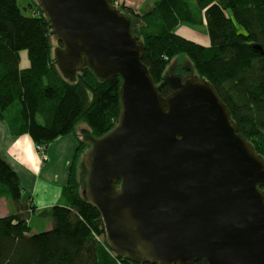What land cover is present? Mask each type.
<instances>
[{
	"label": "water",
	"instance_id": "water-1",
	"mask_svg": "<svg viewBox=\"0 0 264 264\" xmlns=\"http://www.w3.org/2000/svg\"><path fill=\"white\" fill-rule=\"evenodd\" d=\"M38 1L65 77L89 66L122 79L117 125L84 136L83 195L109 248L138 263L264 264V157L216 88L191 70L162 95L132 19L108 0Z\"/></svg>",
	"mask_w": 264,
	"mask_h": 264
},
{
	"label": "trees",
	"instance_id": "trees-1",
	"mask_svg": "<svg viewBox=\"0 0 264 264\" xmlns=\"http://www.w3.org/2000/svg\"><path fill=\"white\" fill-rule=\"evenodd\" d=\"M108 2L132 19L133 35L145 46L143 61L162 93L174 58L187 57L264 157V55L252 48L259 44L264 51V0H157L145 14ZM31 9L33 14L18 0H0V122L13 136L29 135L43 151L67 136L76 138L78 148L62 204L41 213L52 228L39 233L30 223L36 214L32 198L22 201L19 176L0 151V201L17 206L15 214L0 218V264H144L116 256L100 241L105 238L102 218L83 195L86 181L79 169L84 171L91 145L77 127L84 123L87 133L102 137L117 125L122 79L102 80L89 66L75 79L65 77L55 62L48 16L40 2ZM182 24L205 25L210 46L178 34ZM22 51L29 67H21Z\"/></svg>",
	"mask_w": 264,
	"mask_h": 264
},
{
	"label": "crops",
	"instance_id": "crops-1",
	"mask_svg": "<svg viewBox=\"0 0 264 264\" xmlns=\"http://www.w3.org/2000/svg\"><path fill=\"white\" fill-rule=\"evenodd\" d=\"M117 1L121 6L123 5L132 9L136 14H145L153 8L154 3L157 0ZM182 26H180V28ZM184 29L188 32L191 31L189 27H184ZM179 32L186 36L184 32ZM187 39L196 41L193 38ZM207 40L208 41L206 43L200 44L204 46H210V39ZM27 136L28 135H23L20 137L13 136L10 132V129L8 128L7 123L0 124V151L19 176L20 185L23 187L22 201H26L28 197L30 199L32 198L31 202L34 207H36V212H38L42 209H49V206L52 205V200L48 202V204H39V202L34 201L35 196L33 193L40 183L38 179H42V184L45 186V191L41 194L40 199L46 200L49 195L50 199H54L56 195V199L58 195L62 197L63 189L67 185L68 181L69 168L71 166L73 157L76 154L78 143L76 138L73 136L61 137L51 143L43 151L40 147L36 146L32 138L30 139ZM24 137L26 138V142L30 144L33 156L37 159L36 166L30 162L28 158H23L24 154L22 153L23 156H21L19 153L20 150L16 147L20 140ZM55 189L62 190L59 192ZM59 200V204H62V199L60 198ZM37 204L40 205V207H38ZM1 208L2 203L0 201V213L2 210ZM43 227L46 231L51 229L52 222L48 220Z\"/></svg>",
	"mask_w": 264,
	"mask_h": 264
},
{
	"label": "rangeland",
	"instance_id": "rangeland-1",
	"mask_svg": "<svg viewBox=\"0 0 264 264\" xmlns=\"http://www.w3.org/2000/svg\"><path fill=\"white\" fill-rule=\"evenodd\" d=\"M18 3L20 5L21 9H23V10L28 9L29 10L28 12L30 14H33V11L31 9V4L34 3V8H35L36 4H38L39 1L38 0H18ZM182 25L183 26L180 28V30L177 29L178 34L182 35L179 31L184 32V34H186V36L185 35H182V36H184L186 38H193L196 40L195 42H197L199 44L200 43H206L208 41L207 40V39H209L208 29L205 25H201V26H194V25H190V24H182ZM184 27H189L191 31H189V32L186 31L184 29ZM59 46H61V44L57 41V39L55 37H53V49H54L53 52H55V49ZM29 65L30 64H29V59H28V53H27V51H24L22 53V57H21V67L26 68V67H29ZM172 68H175V69L189 68V69L194 70V66L192 65L190 60L185 56H179V58L175 57L174 61L172 62ZM194 72H196V71L194 70ZM172 74H168L167 77H173ZM194 74H196V73H194ZM159 91L162 95L166 93V91H164V93H162V90L160 88H159ZM1 123L5 124L6 122L2 121V122H0V124ZM89 129L90 128L86 124L80 123L77 127V133L79 136H81V138H84L85 134L87 133L85 131L86 130L88 131ZM82 177H85L84 171L82 172ZM38 180L40 181V183H39V186H37L35 192L33 193V195L35 196L34 201L39 202V204L40 203H43V204L47 203L48 204V202H50L52 200L51 201L52 205L49 206L50 208L53 206L59 205V201H60L59 199L61 198L63 200V197H61L60 195H58L57 199H56L57 195L54 197V199H50V195H49V197H47L46 200L40 199L41 194L45 191V186H44V184H42V179H38ZM21 188H23L22 185H21ZM55 190L61 192L62 189H55ZM28 198H27V200H28ZM6 201H5V199L1 200V203H2L1 209L2 210L0 213V218L9 216L11 214H15L17 211V206L15 203H13L11 201L10 202L9 201L6 202ZM37 206L40 207V205H38V204H37ZM42 210H44V209H42ZM42 210L36 212V214L31 217L33 219L32 220V226L35 227L34 232H36V233L37 232L38 233L43 232L45 230L43 226L48 221L46 216L41 215V213L43 212ZM100 241L105 242V238L101 237Z\"/></svg>",
	"mask_w": 264,
	"mask_h": 264
},
{
	"label": "bare ground",
	"instance_id": "bare-ground-1",
	"mask_svg": "<svg viewBox=\"0 0 264 264\" xmlns=\"http://www.w3.org/2000/svg\"><path fill=\"white\" fill-rule=\"evenodd\" d=\"M23 52L24 51L21 52V57H22V53ZM27 137H29L31 139V137L29 135ZM25 139H26L25 137L22 138L20 140V142L17 144L16 147L20 150L19 153H20L21 156H23L22 153L24 154L25 157L23 156V158H28L29 161L32 162L36 166L37 165V159L33 156L32 150L30 148V144L27 143ZM79 169H80V177H81V169H82V167L80 166ZM30 223H31V226H32V222H30ZM32 228L35 229V227H33V226H32ZM105 243L107 244L106 236H105ZM115 255L117 256L118 254H115ZM143 263L147 264L148 262H146V263L143 262Z\"/></svg>",
	"mask_w": 264,
	"mask_h": 264
},
{
	"label": "flooded vegetation",
	"instance_id": "flooded-vegetation-1",
	"mask_svg": "<svg viewBox=\"0 0 264 264\" xmlns=\"http://www.w3.org/2000/svg\"><path fill=\"white\" fill-rule=\"evenodd\" d=\"M171 73H173L172 75H174L173 77H179L182 76V78L184 77V81L189 80V77L191 76V69L189 68H181V69H174L172 68L170 70ZM169 72V73H170ZM175 73V74H174ZM166 89V88H165ZM167 90V89H166ZM90 149V148H89ZM88 149V150H89ZM84 158V157H83ZM82 174V173H81ZM82 178V177H81Z\"/></svg>",
	"mask_w": 264,
	"mask_h": 264
},
{
	"label": "built area",
	"instance_id": "built-area-1",
	"mask_svg": "<svg viewBox=\"0 0 264 264\" xmlns=\"http://www.w3.org/2000/svg\"><path fill=\"white\" fill-rule=\"evenodd\" d=\"M117 5H118V3H117ZM42 149V148H41Z\"/></svg>",
	"mask_w": 264,
	"mask_h": 264
}]
</instances>
